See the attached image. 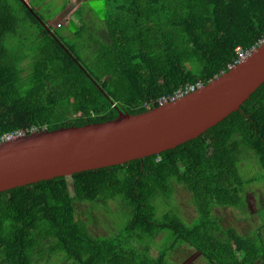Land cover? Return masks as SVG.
Masks as SVG:
<instances>
[{"label": "trees", "instance_id": "1", "mask_svg": "<svg viewBox=\"0 0 264 264\" xmlns=\"http://www.w3.org/2000/svg\"><path fill=\"white\" fill-rule=\"evenodd\" d=\"M104 1L110 28L121 33L114 55L97 36L91 8L70 12L78 31L69 41L56 24L72 0L46 17L40 11L50 0H0V140L145 111L209 82L235 62L238 46L264 37V0ZM260 181L264 83L240 109L174 148L1 191L0 264H175L183 244L205 264H264V197L251 235L214 213L244 207ZM178 187L191 192L190 221L175 210ZM163 202L171 204L161 212ZM98 209L111 221L103 225L115 228L108 234L92 232Z\"/></svg>", "mask_w": 264, "mask_h": 264}, {"label": "water", "instance_id": "2", "mask_svg": "<svg viewBox=\"0 0 264 264\" xmlns=\"http://www.w3.org/2000/svg\"><path fill=\"white\" fill-rule=\"evenodd\" d=\"M263 83L264 41L209 82L145 111L0 140V192L174 148L240 109Z\"/></svg>", "mask_w": 264, "mask_h": 264}, {"label": "rangeland", "instance_id": "3", "mask_svg": "<svg viewBox=\"0 0 264 264\" xmlns=\"http://www.w3.org/2000/svg\"><path fill=\"white\" fill-rule=\"evenodd\" d=\"M28 2V0H25ZM40 1V0H34ZM76 4L79 6L83 4V0H74ZM67 3V0H50V2L47 4H44L43 10H41V14L46 17V15L60 10L63 5ZM89 4H92L95 11L98 14H102V10H104L105 2L104 0H92L89 2ZM54 15V14H52ZM51 15V16H52ZM103 18L98 19V31L97 36L102 43V46L109 51L112 55H114L115 52V39H117L121 33L118 29H112L109 26L108 21L106 20V16H104L103 12ZM63 27H58V31L64 35V39L66 38L69 41H72L75 37V33L78 31V26L75 24L73 20L69 17L67 14L66 17L61 21ZM58 24L59 26L61 25ZM65 39V40H66ZM256 170L251 171V174L255 173ZM174 198L177 200V203L175 201V205L172 202V205L174 206L177 213H180V215L185 218V220L190 221L193 217L196 216V207L192 200L191 192L187 189H184L182 187H178L177 191L174 194ZM264 197V181L255 182L249 186V188L246 191V198H245V206L242 208L239 207H231V206H216L214 208V213L219 217L221 223L224 226H235L240 233L251 235V232L258 228L261 225V214H260V207L264 202L261 204L259 201ZM171 202L165 203L163 202L160 204L159 211H163L165 208L170 207L169 205ZM115 207L114 205H112ZM81 209L83 210V214L80 215L82 219L85 221H88V215L85 214L88 210V205L81 206ZM94 217L91 218V228L92 232L95 235H105L108 234L109 229H115L114 227H106L102 223V219L105 218L110 221V219L106 218L104 215V211L102 212L100 209L95 210ZM111 222V221H110ZM112 224V223H110ZM161 236L157 238V240H160ZM167 239V237H166ZM165 240V239H163ZM167 241V240H166ZM164 242V241H163ZM159 252V248L155 246L153 248V253L157 254ZM172 260L175 262V264H205V261L203 257L201 256V253L194 247L189 246L187 244L181 245L177 249V253L172 256Z\"/></svg>", "mask_w": 264, "mask_h": 264}, {"label": "built area", "instance_id": "4", "mask_svg": "<svg viewBox=\"0 0 264 264\" xmlns=\"http://www.w3.org/2000/svg\"><path fill=\"white\" fill-rule=\"evenodd\" d=\"M262 41H264V37L260 40V42H262ZM254 49V47H252V48H248V49H245V48H242L241 46H238L237 48H236V51H237V54H238V57L236 58V60H235V62L234 63H236V62H238V61H240L241 59H244L245 57H247L250 53H251V51ZM232 65V64H231ZM201 84H199L198 86H200ZM197 86V87H198ZM196 87L195 86H190V87H188L185 91H179V93L177 94V96L178 95H181V94H184V93H186V92H189V91H191V90H194ZM164 101V100H163ZM19 133H22L21 131H19V132H11V133H7V134H5L4 135V137H2V139L1 140H3V139H7V138H11V137H13V136H15V135H17V134H19Z\"/></svg>", "mask_w": 264, "mask_h": 264}, {"label": "crops", "instance_id": "5", "mask_svg": "<svg viewBox=\"0 0 264 264\" xmlns=\"http://www.w3.org/2000/svg\"><path fill=\"white\" fill-rule=\"evenodd\" d=\"M73 1V3H74V6L72 5V7H71V9L69 10V12H67L66 14H65V16L56 24L57 26H59L58 24H60L61 23V21L66 17V15L68 14L69 15V17L71 18V16H70V12L72 11V12H74V11H77V10H79V9H81V8H83V7H85V8H91L94 12H96L95 11V9H94V7H93V5L92 4H89V2H91L92 0H83V4L82 5H78V4H76V2L74 1V0H72ZM94 1H97V0H94ZM105 2V1H104ZM100 12H102V14H98V13H96L97 14V16H98V19H99V17H100V19H102L103 18V12H104V16H106V20H107V15H106V5H105V7H104V10H102V11H100ZM98 19H97V21H98ZM72 20V19H71ZM108 21V20H107ZM60 26H63L62 25V23H61V25ZM118 30V29H117Z\"/></svg>", "mask_w": 264, "mask_h": 264}, {"label": "bare ground", "instance_id": "6", "mask_svg": "<svg viewBox=\"0 0 264 264\" xmlns=\"http://www.w3.org/2000/svg\"><path fill=\"white\" fill-rule=\"evenodd\" d=\"M260 43H261V42H260ZM260 43H259V44H260ZM255 47H256V46H254V48H255ZM252 51H253V50H252ZM233 64H234V63H233ZM230 66H231V65H230ZM174 97H175V96H174ZM164 101H165V100H164Z\"/></svg>", "mask_w": 264, "mask_h": 264}]
</instances>
